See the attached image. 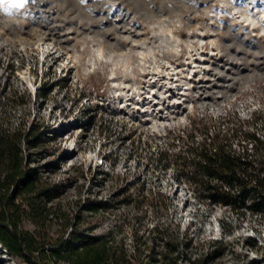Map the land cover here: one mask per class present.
<instances>
[{"label":"rangeland","instance_id":"rangeland-1","mask_svg":"<svg viewBox=\"0 0 264 264\" xmlns=\"http://www.w3.org/2000/svg\"><path fill=\"white\" fill-rule=\"evenodd\" d=\"M260 8L264 0H0V124L38 127L27 161L62 186L47 200L60 216L22 226L54 237L72 218L91 232L111 227L131 248L136 229L153 237L159 221L175 239L187 230V252L203 264H264L262 215L207 204L155 162L163 129L190 114L261 107ZM88 199L106 205L90 211ZM0 264L25 263L1 250Z\"/></svg>","mask_w":264,"mask_h":264},{"label":"trees","instance_id":"trees-1","mask_svg":"<svg viewBox=\"0 0 264 264\" xmlns=\"http://www.w3.org/2000/svg\"><path fill=\"white\" fill-rule=\"evenodd\" d=\"M262 99L260 108L245 115L231 104L217 113H192L184 125L163 129L165 145L156 147V164L171 167L175 176L188 183L193 196L207 204L219 203L241 215L246 209L264 220ZM40 133L34 124L24 130L0 124V252L25 264H154L156 252L158 264H180V256L190 264H203L205 257H191L187 252L191 239L187 230H180V238L175 239L167 224L159 221L152 226L153 237L136 229L131 248L116 239L111 227L91 232L72 218L65 219L61 233L54 237L22 226L25 218L43 226L52 215L60 216L47 200L62 191L61 184L44 181L24 152V142L35 145ZM105 205V201L88 199L83 207L94 211ZM142 253L147 254L144 261Z\"/></svg>","mask_w":264,"mask_h":264},{"label":"bare ground","instance_id":"bare-ground-1","mask_svg":"<svg viewBox=\"0 0 264 264\" xmlns=\"http://www.w3.org/2000/svg\"><path fill=\"white\" fill-rule=\"evenodd\" d=\"M239 7V11L241 12V14H245V15H252V14H255V12L253 13L252 10H250L245 4H239V5H236ZM259 10V9H258ZM259 12V11H258ZM260 14H264V9L263 8H260ZM161 28H163V26H160ZM164 30H167L165 28H163ZM45 41L44 40V37L42 36L41 38L38 39V41Z\"/></svg>","mask_w":264,"mask_h":264}]
</instances>
